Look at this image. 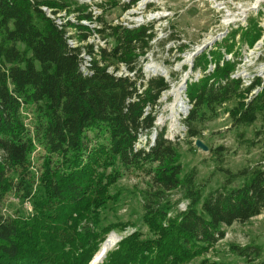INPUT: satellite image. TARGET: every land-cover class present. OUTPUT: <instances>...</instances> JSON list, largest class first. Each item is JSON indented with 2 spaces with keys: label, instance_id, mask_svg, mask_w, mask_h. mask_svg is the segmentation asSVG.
I'll list each match as a JSON object with an SVG mask.
<instances>
[{
  "label": "trees",
  "instance_id": "obj_1",
  "mask_svg": "<svg viewBox=\"0 0 264 264\" xmlns=\"http://www.w3.org/2000/svg\"><path fill=\"white\" fill-rule=\"evenodd\" d=\"M42 4L73 12L76 21L60 28ZM259 14L248 15L245 25L230 28L193 57L192 70L201 76L187 79L190 108L183 122L189 143L202 138L199 124L230 101L233 106L224 110L234 125L264 121V80L255 76L244 85L230 76L241 55L235 44L252 47L262 35ZM80 20H95L98 27ZM68 27L80 43L76 47L67 42ZM93 30L106 44L97 51L87 42ZM155 37L152 22L126 26L102 14L93 18L86 2L0 0V264H88L110 232L132 227L102 215L116 200L110 187L131 168L149 177L140 192L146 231L125 234L97 264H186L211 251L225 227L264 213V163L224 170V181L206 193L195 168L183 172L178 137L167 138L166 125L155 124V106L170 83L160 74L145 77L139 64ZM187 47L180 43L177 50ZM81 48L90 56L86 69ZM210 63L214 67L207 70ZM120 64L131 75H116ZM153 131L151 142L138 146L141 134ZM37 148L39 172L32 169ZM221 149L209 152L218 157ZM11 195L28 200L31 211L8 213ZM228 249L245 264H264L258 245ZM201 263L221 264L206 257Z\"/></svg>",
  "mask_w": 264,
  "mask_h": 264
},
{
  "label": "rangeland",
  "instance_id": "obj_2",
  "mask_svg": "<svg viewBox=\"0 0 264 264\" xmlns=\"http://www.w3.org/2000/svg\"><path fill=\"white\" fill-rule=\"evenodd\" d=\"M77 1L88 3L90 8H95L96 14H102L107 22H122L128 25L152 22L156 37L150 41V49L147 54L139 58V64L142 65V71L147 78L157 74L164 76L170 83L168 89L171 88V85L177 86L179 83L182 85L183 79L190 78L189 81H191L197 80L201 76L200 70L193 71L191 69L188 76L182 79L184 73L192 65L193 58L191 62L189 61L191 56L188 61L184 62L188 53L192 54L203 44L212 48L215 41H220L230 28L236 27L238 24L245 25L248 15H256L260 11L261 14L257 19L262 26V35L252 47H248L247 44H235L234 50L241 53L238 56L239 62L235 71L243 82L244 80L250 81L255 76L264 80V0H134L127 9L122 8V4L131 3L132 0H116L105 5L101 4L106 0ZM115 2L117 3L115 4ZM89 25L95 27L94 23ZM98 37L99 40L92 36L87 41L94 48L105 46V41L101 44L100 40L104 39L100 37L99 33ZM180 43L188 46L182 52L177 50V45ZM95 44L97 46H94ZM179 56L180 58L177 59ZM226 56L229 57L230 54ZM122 68L126 70L124 65L120 64L117 71ZM154 68L156 70L153 72ZM160 69L165 70L169 77L167 78L161 73ZM168 89L161 93L158 99L159 104L155 106V124L157 127L166 125L165 135L167 138L175 140L178 137L177 149L183 172L190 168L196 169V182L203 188V193L216 188L224 181L226 177L224 170L235 172L258 162L264 163V121L261 118L248 126H236L224 110L232 107L234 101L225 103L215 117L199 124L202 135L200 139L208 146L207 150H201L193 142L189 143L185 136L183 119L190 108V102L185 94L186 87L182 95L187 106L186 111L184 114H180L174 123L167 118L169 107L174 101L173 95H165ZM257 89L259 90V88H255L251 94H254ZM26 114V122L29 124L31 113L26 111ZM153 134L154 131L147 136L141 134L138 146H143V144L147 146L149 141L151 142ZM148 138L151 139L147 140ZM218 147L222 148L221 154L218 157H213L209 148ZM38 149L33 152L35 157L32 161V169L37 171L41 166V159L37 156ZM148 178L145 170L131 168L124 171L122 176L110 187V193L116 194V200L109 202L102 211L105 221H128L132 227H127L121 232H110L106 238L113 235L115 240L111 246L107 247L108 249L134 228L146 231L141 220L140 192L149 187ZM236 183L238 180L233 181V184ZM177 196L178 194L174 193V197ZM5 204L8 213L27 214L31 211L28 200H21L12 195L7 198ZM184 207V201L178 203V208L183 209ZM229 244L258 245L261 252L259 259L264 260V213L253 216L246 222H234L225 227L224 238L218 241L211 251L186 264H202L203 257L221 264H245L243 258L229 251ZM98 259L95 258L91 264H95Z\"/></svg>",
  "mask_w": 264,
  "mask_h": 264
},
{
  "label": "built area",
  "instance_id": "obj_3",
  "mask_svg": "<svg viewBox=\"0 0 264 264\" xmlns=\"http://www.w3.org/2000/svg\"><path fill=\"white\" fill-rule=\"evenodd\" d=\"M31 1H35V0H31ZM37 1V0H36ZM44 1H49V0H44ZM80 3H83V2H80ZM40 8L41 10L45 13L46 16H48L49 18H51L54 23L58 26V27H64L66 22L69 20V21H72V22H75L76 21V16H75V13L73 12H68L66 11V9H60V10H57L55 11V8H52L50 6H48L47 4H42L40 5ZM91 9V8H90ZM95 8L91 9V13L93 15V18H95L97 16V12L94 10ZM81 23L83 24H86L88 26H90L89 24H92L94 23L95 24V27H98L97 23L95 22V20H93L92 22H89V21H86V20H80ZM119 23V22H118ZM122 23V22H120ZM123 24V23H122ZM140 24V23H138ZM138 24H132V25H128V24H124L126 26H133V25H138ZM70 27V26H69ZM67 29V33H66V36H67V42L70 46L72 47H76L78 46L80 43L74 38V37H71V35H73V30L71 28ZM91 27V26H90ZM93 28V27H91ZM96 37L98 40H99V37H98V32H96L95 30L92 31V33L87 37V40H90V37ZM101 41V44L104 43V40H100ZM88 42V41H87ZM82 43H85V42H82ZM94 46H97L96 44ZM99 47V46H98ZM97 48H94L93 49L95 51H97ZM82 59V65L81 67L83 69H86V67L88 66L89 64V60H90V56L87 54L86 50L84 48H81V52H80V55H79ZM227 57V56H226ZM230 57V56H229ZM227 57V58H229ZM214 67L213 64H210L207 68V70H212ZM111 70V69H110ZM236 70V69H235ZM116 75H126V74H130L131 73H128L124 68H122L120 71H116L115 72ZM231 77L233 78H237L239 77V75L236 73V71L232 72ZM243 81V80H242ZM248 83H250V81H245L243 82L244 85H247ZM253 92V91H252ZM251 92V93H252ZM250 93V94H251Z\"/></svg>",
  "mask_w": 264,
  "mask_h": 264
},
{
  "label": "bare ground",
  "instance_id": "obj_4",
  "mask_svg": "<svg viewBox=\"0 0 264 264\" xmlns=\"http://www.w3.org/2000/svg\"><path fill=\"white\" fill-rule=\"evenodd\" d=\"M191 56V52L188 53L184 59V62L185 61H188L189 60V57ZM151 68V67H150ZM149 69V68H148ZM152 69V68H151ZM150 70V69H149ZM154 70H156V68L153 69V72ZM158 70V69H157ZM161 71V73H163L167 78L169 77V74L166 73L165 70H159ZM191 72V69H188L183 77V78H186L188 76V74ZM183 88H182V85L181 83H179L177 86L176 85H171V88L168 89V91L166 92L165 95L167 94H170V95H173L174 96V101L173 103H171L170 107H169V112H168V115H167V118L174 123V121L176 120V118L179 117L180 114H184L185 111H186V103L182 97L183 95ZM160 122V121H159ZM115 240V236L111 235L102 245V248L101 249H105L109 246H111L113 244ZM102 253V250H99V252L97 253V255L95 256V258H99V256L101 255Z\"/></svg>",
  "mask_w": 264,
  "mask_h": 264
},
{
  "label": "water",
  "instance_id": "obj_5",
  "mask_svg": "<svg viewBox=\"0 0 264 264\" xmlns=\"http://www.w3.org/2000/svg\"><path fill=\"white\" fill-rule=\"evenodd\" d=\"M204 47H206L205 44L201 45L199 48H197L195 51H193L192 54H191V59H190L189 61L191 62L192 58H193L197 53H199ZM189 69H192V65L189 67ZM186 82H187V78L182 80V88H183V89H185V87H186ZM154 137H155V133L153 134V138H154ZM193 144H194L197 148H199V149H201V150H207V149H208V146H207V145L203 142V140L200 139V138H195L194 141H193ZM106 239H107V238H106ZM106 239L101 243V245H100V247H99V249H98V251H99V250H102V254H101L100 258L97 260V262H96L95 264H97L98 262H100V261L102 260V258H103L104 255H105L106 250L108 249V248H107L106 250L101 249V248H102V244L106 241ZM96 253H97V252H96ZM96 253H95V255H96ZM95 255H94L93 258L91 259L90 264L95 260Z\"/></svg>",
  "mask_w": 264,
  "mask_h": 264
}]
</instances>
